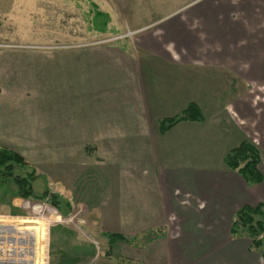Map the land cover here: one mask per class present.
Instances as JSON below:
<instances>
[{"label": "crops", "instance_id": "obj_1", "mask_svg": "<svg viewBox=\"0 0 264 264\" xmlns=\"http://www.w3.org/2000/svg\"><path fill=\"white\" fill-rule=\"evenodd\" d=\"M149 2L189 5L165 15L154 7L127 43H20L10 26V41H0V147L40 154V177L58 179L66 201L82 198L91 224L110 234L173 222L179 235L166 249L176 262L186 254L188 264H263L262 249L230 229L242 207L264 209V141L260 184L249 185L225 159L258 134L264 139L256 104L264 91V0ZM15 3L0 0V15L14 13ZM192 103L202 121L160 131L162 120ZM185 225L203 234L187 237ZM198 245L195 259L188 252Z\"/></svg>", "mask_w": 264, "mask_h": 264}, {"label": "rangeland", "instance_id": "obj_2", "mask_svg": "<svg viewBox=\"0 0 264 264\" xmlns=\"http://www.w3.org/2000/svg\"><path fill=\"white\" fill-rule=\"evenodd\" d=\"M5 1L9 6L16 2L17 9L14 13L5 12L4 10V15H0V30L3 34L0 41H10L12 34L10 36L8 32L10 26L15 25L19 32L17 42L46 45H67L81 41L86 44L105 41L109 43L133 42L136 41L137 37L134 31L142 26V19H145L154 7L161 6L162 9H157L156 12H163V15H165L189 5L183 2L156 4L149 2L150 0ZM103 28L104 31H102ZM89 53L90 50L84 49L83 57H86ZM257 91L256 93L259 95L256 97V104L261 109L264 108V91L260 89ZM263 141V136L258 134L254 141L249 143L259 152ZM85 150L88 155H92L95 148H85ZM20 156L24 159L25 166L31 168H28L29 170L24 167L23 169H15L14 176L21 178L26 177L28 171H30L29 174L35 172L37 180L35 179L33 183V193L36 198L24 199L18 197L16 183H0V206L8 204L5 206L10 208L14 199H23L15 202L19 205L18 207L14 206L13 211L8 208L6 212L0 213V225L17 224L22 221H44L47 229L46 246L43 254L45 264L191 263L192 260H187L186 254L185 258L183 257L182 260L176 262L167 253L166 246L171 241H175L179 235L177 227L172 225L173 222L170 226H145L142 228V232L137 230L128 232L127 228L123 226L116 227L114 229L127 233L122 235L127 237L128 241L114 242L108 237L110 233L106 231L105 226L91 224V213L88 209H85L82 198L73 197L66 201L59 194L58 179L48 180L45 177H40L43 173L42 156L40 154H33V157L28 153ZM93 156H95L94 153ZM25 170L28 171L25 172ZM85 181V177L78 180L79 190H86ZM149 182L150 180L146 181L148 187L146 190H151L148 186ZM106 190L108 189L106 188ZM52 194L58 196L55 201L56 206L51 201L50 195ZM25 202H30L32 207L42 206L45 209L41 213H34L33 208L30 210L24 208ZM48 209L52 212H49ZM1 214H3V217H1ZM56 216L60 217L59 221L56 220ZM174 219L172 217L171 220ZM184 229H186L187 237L189 235L199 237L203 234V232L198 230L200 232L198 233L195 228L188 225H185ZM19 236L15 235L14 237L18 239ZM203 236L202 238L206 239L205 235ZM9 248L14 250L12 257L8 254H0V264L4 259V264L19 261L15 253L24 246H21V244L16 246L7 244L4 249ZM29 249L33 248L30 246ZM197 249L199 250V245L195 249L196 252H188L189 256L199 259ZM261 251L264 252V248ZM210 261L212 262V259ZM242 264H244V260H242Z\"/></svg>", "mask_w": 264, "mask_h": 264}, {"label": "trees", "instance_id": "obj_3", "mask_svg": "<svg viewBox=\"0 0 264 264\" xmlns=\"http://www.w3.org/2000/svg\"><path fill=\"white\" fill-rule=\"evenodd\" d=\"M104 31V28L102 29ZM100 31V32H102ZM204 115L200 107L192 103L179 116L162 120L160 122V131L167 132L176 124L182 121H202ZM226 165L237 170L249 185H257L263 181L259 170L261 156L259 152L250 143H242L239 147L233 149L225 159ZM25 161L22 156L14 151L0 147V183H16L18 186L17 196L24 199H35L33 193V183L35 181V172H31L26 177L14 176L15 169H23ZM53 205L56 206L57 195H50ZM231 234L234 237L247 236L252 241V247L259 251L264 248V209L263 206L256 208L250 206L242 207L234 216L231 224ZM108 237L115 241H128V238L121 234H109ZM264 256V252H262Z\"/></svg>", "mask_w": 264, "mask_h": 264}, {"label": "bare ground", "instance_id": "obj_4", "mask_svg": "<svg viewBox=\"0 0 264 264\" xmlns=\"http://www.w3.org/2000/svg\"><path fill=\"white\" fill-rule=\"evenodd\" d=\"M44 207L37 206L34 207L33 210L35 213H41L44 211ZM49 212L52 210L48 209ZM57 221H59L60 217H55ZM8 222V221H7ZM12 222V221H11ZM46 223L43 221H22L21 223H13L9 225H0V252L3 255L13 253V249H4L7 244L10 246L14 245H31L33 248V252L31 255L33 257L31 264H45L43 259L44 249L46 246ZM15 235L22 236L17 239L14 237ZM12 249V250H11ZM22 251L21 253H23ZM25 255V253H23ZM1 264H4L1 261ZM7 264H16V263H7Z\"/></svg>", "mask_w": 264, "mask_h": 264}, {"label": "built area", "instance_id": "obj_5", "mask_svg": "<svg viewBox=\"0 0 264 264\" xmlns=\"http://www.w3.org/2000/svg\"><path fill=\"white\" fill-rule=\"evenodd\" d=\"M24 208L27 209V210H30L31 208H34L32 207L31 203L30 202H25V205H24ZM34 211V210H33ZM35 213V212H34ZM20 238L22 236H19ZM19 239V238H18ZM21 246H24V248L20 249L19 251H17L15 253V255L17 256V258L19 259V261H15L16 264H31L32 263V260H33V257L31 255V252H33V249H29V247L31 245L27 244V245H22ZM32 247V246H31ZM13 249V248H12ZM11 249V250H12ZM22 251H24L23 253H25V255L23 253H21ZM14 252V251H13ZM1 254V253H0ZM13 254V253H12ZM12 254L10 253V256L12 257ZM9 256V257H10ZM10 259V258H9ZM5 261V259L3 260ZM9 261H14V260H9Z\"/></svg>", "mask_w": 264, "mask_h": 264}, {"label": "water", "instance_id": "obj_6", "mask_svg": "<svg viewBox=\"0 0 264 264\" xmlns=\"http://www.w3.org/2000/svg\"><path fill=\"white\" fill-rule=\"evenodd\" d=\"M2 254V252H0Z\"/></svg>", "mask_w": 264, "mask_h": 264}]
</instances>
